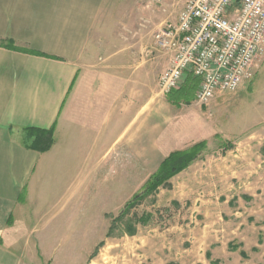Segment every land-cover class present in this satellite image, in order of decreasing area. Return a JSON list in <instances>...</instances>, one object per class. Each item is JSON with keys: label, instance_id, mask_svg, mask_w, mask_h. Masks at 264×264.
<instances>
[{"label": "crops", "instance_id": "crops-1", "mask_svg": "<svg viewBox=\"0 0 264 264\" xmlns=\"http://www.w3.org/2000/svg\"><path fill=\"white\" fill-rule=\"evenodd\" d=\"M107 2L0 0V264H20V246L38 241L39 228L46 233L66 209H84L85 197L92 208L100 195L109 200L110 181H146L170 153L218 133L209 124L194 134L192 102L172 105L158 92L166 57L150 36L117 32L127 42L115 48L107 38L117 33L95 28ZM187 74L180 86L194 77ZM34 128L53 131L47 151L24 145ZM123 190L119 199L129 195ZM232 198L239 206L247 199ZM198 200L206 217L208 196ZM186 212L148 255L150 264H264L263 237L249 240L252 223L227 227L240 230L238 241L216 245L209 231L219 226L202 222L196 230L194 209ZM54 240L71 246L68 233Z\"/></svg>", "mask_w": 264, "mask_h": 264}, {"label": "rangeland", "instance_id": "rangeland-1", "mask_svg": "<svg viewBox=\"0 0 264 264\" xmlns=\"http://www.w3.org/2000/svg\"><path fill=\"white\" fill-rule=\"evenodd\" d=\"M184 1L163 0L158 5L108 0L95 28L115 33H146L155 49L153 34L159 23L175 20ZM118 35L107 38L114 41L115 48L127 42ZM187 109L192 113L189 121L194 124V134H201L209 124L218 133L210 134L208 130L196 137L205 139L194 144L203 143L192 151L193 157L185 167L157 186H153L151 179L154 172L146 181H131L130 187L129 183L110 181L109 200L104 202L102 195L93 198L97 207L92 208V198L85 197L87 208L66 209L63 219L50 224L46 233L39 228L35 236L38 241L18 247L20 254L25 253L20 264H150L148 255L154 253L163 238L173 234L167 228L174 222L186 221L183 218L186 209H194L192 221L197 223L196 230L202 222L219 226L217 232L209 231L216 233V245H224L226 241L236 243V231L240 230L231 232L226 228L236 227L241 221L253 225L248 228L252 233L249 240H255V233L259 232L257 243H261V237L264 240V56L258 61L254 76L235 91L220 92L206 105L191 103ZM123 188L124 194L129 192V195L119 199L118 193ZM207 196L209 214L205 217L200 210L204 204L200 206L198 199ZM236 196L247 197V204L239 206L232 198ZM224 200L230 202L224 205ZM119 205L120 208L116 207ZM38 224L41 225L34 223ZM66 233L71 244L67 247L54 240ZM49 250L50 255L44 254ZM74 252L78 260L69 261L70 253Z\"/></svg>", "mask_w": 264, "mask_h": 264}, {"label": "built area", "instance_id": "built-area-1", "mask_svg": "<svg viewBox=\"0 0 264 264\" xmlns=\"http://www.w3.org/2000/svg\"><path fill=\"white\" fill-rule=\"evenodd\" d=\"M153 43L166 57L158 92L167 95L191 73L199 79L192 103L206 105L254 76L264 56V0H185L175 22L156 29Z\"/></svg>", "mask_w": 264, "mask_h": 264}, {"label": "trees", "instance_id": "trees-1", "mask_svg": "<svg viewBox=\"0 0 264 264\" xmlns=\"http://www.w3.org/2000/svg\"><path fill=\"white\" fill-rule=\"evenodd\" d=\"M189 75L191 76L192 74L188 73L187 76ZM195 78L196 77L191 79L186 78L185 81H188V83L169 91L166 95V100L172 105H177L179 103L190 104L192 102V93L197 86V83L194 80ZM30 130L33 132L32 135L28 136L24 141V145L27 148L44 152L52 146L54 137L51 129L34 128ZM202 144L203 143L200 142L198 145L200 146ZM198 145H193L184 151L170 153L151 176L153 186H157L162 181H166L185 167L191 161L193 157L192 153L194 152L193 150H195Z\"/></svg>", "mask_w": 264, "mask_h": 264}]
</instances>
